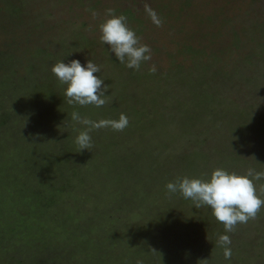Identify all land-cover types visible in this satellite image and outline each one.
Returning <instances> with one entry per match:
<instances>
[{
    "label": "rangeland",
    "instance_id": "rangeland-1",
    "mask_svg": "<svg viewBox=\"0 0 264 264\" xmlns=\"http://www.w3.org/2000/svg\"><path fill=\"white\" fill-rule=\"evenodd\" d=\"M12 4L21 6L16 17ZM144 4L157 12L162 27L151 21ZM108 8L126 16L141 43L151 47L152 60L139 70L121 64L101 42L99 26ZM9 50L18 62L10 67L17 83L7 106L13 107L20 133L16 128L9 138L0 133V264H16L8 260L11 253L31 258L27 236L47 242L52 264L62 258L63 264H129L128 257L137 258L131 252L140 249L137 260L144 264L163 256L162 250L187 264H264V207L255 219L225 233L210 207L196 208L179 192L165 200L163 193L169 181L208 179L217 167L241 174L264 170V0H0V55ZM73 59L100 67L95 75L108 87L107 104L67 103L66 85L51 69ZM41 84L46 90L38 91ZM73 111L93 120L124 113L129 125L121 132L102 128L91 150L77 152L74 136L84 126L71 120ZM19 138L26 152L21 158L13 149ZM61 150L76 158L80 172L69 165L54 167L50 179L43 173L53 188L40 184L39 170L32 174L36 181L27 176L32 158L41 155L33 168L44 169L42 155L62 157ZM113 152L122 164L115 155L106 160ZM256 184L259 189L264 180ZM59 186L71 194L61 195ZM39 189L46 193L40 206L33 204L37 216L46 201L48 211L39 220L26 217L22 227L17 213L30 211L31 201L25 195ZM53 224L52 236L43 238L45 225ZM12 227L21 239L12 236ZM76 233L94 240L88 242L89 255L73 246L69 235ZM222 234L230 236L231 259L217 244Z\"/></svg>",
    "mask_w": 264,
    "mask_h": 264
},
{
    "label": "clouds",
    "instance_id": "clouds-1",
    "mask_svg": "<svg viewBox=\"0 0 264 264\" xmlns=\"http://www.w3.org/2000/svg\"><path fill=\"white\" fill-rule=\"evenodd\" d=\"M144 10L151 21L157 26H163V20L150 5L144 4ZM97 14L93 13L95 17ZM106 19L100 24V40L109 46L121 64L139 70L143 62L152 60V50L148 44L141 43L135 31L129 27L127 17L116 15L115 10H106ZM59 82L66 85L64 96L69 105L100 108L108 103L107 85L103 79L95 75L101 71L92 60L86 66L79 60L73 59L68 63L57 61L51 69ZM150 73H156L157 67L152 64ZM71 120L84 127L75 138L78 151L94 147L91 133L102 128H111L121 132L129 125V118L121 113L118 119L92 120L82 117L78 112L71 113ZM264 180V170L248 169L244 173L230 172L224 168H215L208 179L178 177L166 184L168 194L179 192L183 198L193 201L196 208L208 206L212 215L223 224L225 233L236 230L238 224H246L255 219L264 207V184L257 188V181ZM217 244L223 247L225 259H231V239L228 234L218 236ZM136 264H142L137 260Z\"/></svg>",
    "mask_w": 264,
    "mask_h": 264
},
{
    "label": "trees",
    "instance_id": "trees-1",
    "mask_svg": "<svg viewBox=\"0 0 264 264\" xmlns=\"http://www.w3.org/2000/svg\"><path fill=\"white\" fill-rule=\"evenodd\" d=\"M7 6H10V4H7ZM12 6L15 8L14 9V12L15 13H13V14L15 15L14 17H16L17 14H18V12L21 10V6L18 5V4H14V5L12 4ZM12 54L13 53H11V51L9 50V52H6V53H3V54L0 55V133H3L5 136L8 135V133L10 132V129H15V128L17 129V127L19 126V125H15V124H17L16 123L17 120H15V114L13 112V107L12 106H10V107L7 106V104H8V101L7 100H8L9 92L11 90H13L14 84L16 85V83H17V81L14 79V76H12V75H14V73H13V71H11V68H12V65L15 64V62H18V60L16 59L17 57H15L14 54H13L14 55L13 56ZM37 54L38 55L41 54L42 56H45V52H42V49H37ZM261 55H262V52H260L259 50H257V56H258V58H256V59H259L260 57H262ZM249 64L250 65L253 64V61L252 62L249 61ZM223 66H226V65H223ZM38 86H39L38 91L39 90H46L45 85L41 84V85H38ZM42 116H44V115H42ZM88 118H90V119L93 120L96 117L94 116V118H93L92 115L89 114ZM54 119H56V118H54ZM10 122H12V123H10ZM12 125H14V126H12ZM41 125H43V123H41ZM52 130H53V132H55L53 128H51V131ZM82 130H84V128ZM17 132L20 133V130L17 129ZM100 132H101V129L99 130V133L98 132L96 134L91 133L92 140L96 139V135L97 134L99 135V137H101L102 136V132L101 133ZM76 136H74V142H75ZM7 137L9 138L10 136H7ZM20 138L18 139V141L16 140V142L14 143L13 149H14V151L17 150L19 152V155L18 156L21 158V156L23 154H25L26 152H24L25 149H21V146L19 145V142H21V139ZM99 142H102L104 144V146H106V147H109L110 146L109 141H106V140L104 141L102 138H100V141ZM62 147H63V149H65L67 146L64 145ZM88 151L89 150H87V149H84L83 150V152H88ZM116 153L115 152H113L111 154L108 153L107 154L108 155V158L106 160H108L109 159V156H111V155L112 156L115 155V157L118 158L117 155H116ZM58 154L64 155V153H63L62 150ZM92 154L93 155H96V156H99V157L101 155H104V153H95V154L92 153ZM135 154L136 153H134V151H132V155L130 157H132ZM52 155H55V154L52 152ZM40 156H38L37 159L36 158L35 159L32 158L34 161L30 163L31 166L29 165L28 167H26L27 165H25V166L18 165V168H20L22 166L21 169H24V167H26L25 169L26 170H29L26 173L31 172V173L27 174V176H29L32 179H34L32 177V174L34 172H36L34 170H39L40 173L38 174L37 177H40L41 179L40 178L39 179L37 178V180L40 182L41 185H43L44 188L45 187H47V188L48 187H52L53 188V183H52V180H51V182H48V181L45 182L44 179H42V174L43 173H50L49 174V179H50V176L51 177H54V176L51 175V172H52V169L54 167H56V166H63L64 168H67V166L70 165L71 168H72V170H74L76 173L80 172L76 168V165L77 166H80V165H78L76 163V158H75V160H72L71 158L74 159V157L66 156V155H64V156L61 157L60 155L59 156L55 155V156H53V158L50 157L48 159V153H44L42 155L43 156L42 159L45 162L44 169H34L33 167L34 166L37 167L38 166V162L41 161L40 160ZM124 157L125 156L123 154V159H124ZM10 160H13V159H10ZM119 161L122 164V159H119ZM52 162H54V163L52 164ZM87 166L89 167L90 165H87ZM103 168H106L107 169V167H103ZM67 188L65 186H59L57 188L58 189L57 192H59L61 195H65L66 193H70L71 194V189L69 188L70 191L68 192ZM45 193L46 192H44L43 190L39 189V190H35V191H30V193L28 195H25L24 194L25 197L28 196V200L29 201L31 200L27 204V206H26V208L30 209V211H24L23 214L17 213L18 214V217H20V220L18 221L20 224H21V221L23 222L26 219V217H29V216L32 218V221L39 220V218H41V215H42V217L45 216V213H47V211H48V210H46L47 205H49L48 201L44 202V204L46 206H41L42 207V213H39L40 214L39 216H37L38 213H36V208H35V206H33V204H36L37 206H40L41 202L42 201H45L44 200ZM163 193H164V199L166 200V198L168 196L167 189L165 191H163ZM157 198H158V200H161L159 197H157ZM47 200H49V199H47ZM51 206H54V205H51ZM160 208H163V207H160ZM159 213H160V211H159ZM160 216H162V214L159 215V218H160ZM63 222H66V221H64V220L59 221V223L61 225H63ZM46 226L48 228V231H42L43 238L44 237H48V236H52V234H53L52 233V230L54 229V227H53L54 224L52 226L45 225V227ZM79 226L80 225L78 224L77 228ZM22 227H24V226L22 225ZM148 227H146L145 230H147ZM57 228H58V226H57ZM14 230H15V228L12 227V236H14V237L15 236H18L15 233H13ZM5 233L6 234L9 233V231H5ZM21 236L22 235L19 234V236L16 237V238L21 239L20 238ZM69 236L71 237V241L75 243L73 246L77 247L78 250L81 247L80 250H79L80 252H83L84 251L85 253L87 252L88 255L90 254L91 251L89 250V247L92 245V243L94 242V240H92V241L87 240L86 241L85 240V236H81L78 233H76L74 235H69ZM66 237H67V235H66ZM24 242L27 243L28 246L33 249V252L30 255L31 258L30 257H28V258L27 257H24L21 253L20 254L19 253L18 254L16 253L15 256H14V254L12 255V253H11L10 254V257H8V260L9 261L15 260L17 262V263L15 262L16 264H52V263H49L48 262V260H50V258H49V254H48V248L46 246V245H48L47 242H43L42 243L43 245H41L40 243H34V241L32 242L31 239L28 236H27L26 240H24ZM88 242H90L91 245H88ZM142 251L143 250H141V249L139 251L133 250L131 252V254H133V256H135L137 258L134 259V258H131V257L129 258L128 257L129 262H130L129 264H136L137 259L139 258L138 255H140L142 253ZM162 252H163V256H161V257H155V255H154V257L151 260H149L147 258H146V260H148L152 264H187L186 261H185V259L183 257L179 256V255L178 256H175L172 252H170L168 250H162ZM17 255H18V257H16ZM37 256H39L40 258L35 262L34 261V258L37 257ZM147 257H149V254H148ZM75 258H77V257L75 256ZM60 260L56 264H63V262L67 261L66 258H62V260L61 261ZM121 264H122V262H121ZM142 264H144V263H142Z\"/></svg>",
    "mask_w": 264,
    "mask_h": 264
}]
</instances>
